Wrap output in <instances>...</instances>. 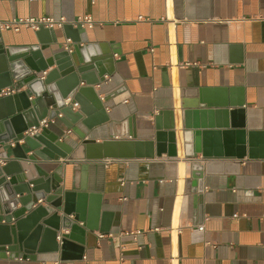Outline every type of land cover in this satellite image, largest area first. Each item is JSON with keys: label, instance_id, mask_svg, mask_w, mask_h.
<instances>
[{"label": "crops", "instance_id": "1", "mask_svg": "<svg viewBox=\"0 0 264 264\" xmlns=\"http://www.w3.org/2000/svg\"><path fill=\"white\" fill-rule=\"evenodd\" d=\"M29 16L65 24L88 16L82 44L111 55V75L93 86L108 121L87 130L46 120L71 153L42 165L60 188L83 189L85 209L97 207L98 215L81 254H5L0 264H264V159L199 154L202 189L195 193L181 137V111L199 108L204 97L211 109L243 103L245 130L264 131V0H0V23ZM55 33L69 44L61 29ZM33 34L0 29L5 46L25 45ZM162 111H173L176 159L109 157L99 147L153 141ZM218 140H209L210 154L225 153ZM6 149L0 145V156Z\"/></svg>", "mask_w": 264, "mask_h": 264}, {"label": "water", "instance_id": "2", "mask_svg": "<svg viewBox=\"0 0 264 264\" xmlns=\"http://www.w3.org/2000/svg\"><path fill=\"white\" fill-rule=\"evenodd\" d=\"M61 30L69 44L59 42L53 28L34 31L33 41L20 46H5L0 36V92H11L0 96V145L7 147L0 156V258L5 254L8 258H31L58 251L81 254L86 230H96L97 207L91 213L85 209L90 196L83 189L60 188L57 174L43 169L44 164L65 159L71 148L65 147L48 123H40L58 120L69 128L80 123L91 130L107 122L93 86H100L104 76L111 75L112 58L82 44L81 26L68 23ZM80 82L84 84L81 87ZM200 102L197 109L181 111L184 161L190 163L195 193L202 189L199 154L202 160L264 159V131L245 130L243 103L236 105L238 109L226 105L211 109L207 98ZM154 127L153 141H114L99 147H107L109 157L152 159L165 154L176 159L173 111L159 112ZM212 137L217 143L220 137L224 139L225 153H209L207 144ZM38 200L45 206L37 204ZM61 230L66 233H59ZM99 230L103 231L102 227Z\"/></svg>", "mask_w": 264, "mask_h": 264}, {"label": "built area", "instance_id": "3", "mask_svg": "<svg viewBox=\"0 0 264 264\" xmlns=\"http://www.w3.org/2000/svg\"><path fill=\"white\" fill-rule=\"evenodd\" d=\"M66 20L63 17L55 19L50 16H43V17H17L12 18L9 21L0 23L1 30H12L14 32H18L21 28L30 29L32 31H37L40 28H53V29H62L63 25L65 24ZM73 26L79 25L81 27H92V21L90 17L84 16L81 19H78V22L71 23ZM11 93L8 90H2L0 92V96L7 95ZM75 106V105H74ZM41 125H46V120H43ZM199 230H203L202 227H199Z\"/></svg>", "mask_w": 264, "mask_h": 264}, {"label": "bare ground", "instance_id": "4", "mask_svg": "<svg viewBox=\"0 0 264 264\" xmlns=\"http://www.w3.org/2000/svg\"><path fill=\"white\" fill-rule=\"evenodd\" d=\"M179 153H181V148L179 147Z\"/></svg>", "mask_w": 264, "mask_h": 264}]
</instances>
